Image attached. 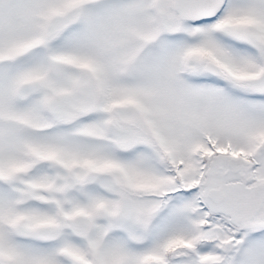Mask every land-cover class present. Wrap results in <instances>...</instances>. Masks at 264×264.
I'll list each match as a JSON object with an SVG mask.
<instances>
[{
  "label": "snow or ice",
  "instance_id": "snow-or-ice-1",
  "mask_svg": "<svg viewBox=\"0 0 264 264\" xmlns=\"http://www.w3.org/2000/svg\"><path fill=\"white\" fill-rule=\"evenodd\" d=\"M0 264H264V0H0Z\"/></svg>",
  "mask_w": 264,
  "mask_h": 264
}]
</instances>
